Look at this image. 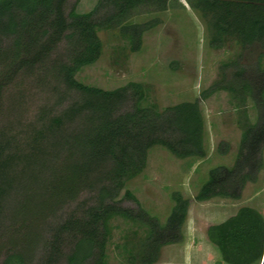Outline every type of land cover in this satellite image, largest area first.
Instances as JSON below:
<instances>
[{
  "label": "trees",
  "instance_id": "16d2710c",
  "mask_svg": "<svg viewBox=\"0 0 264 264\" xmlns=\"http://www.w3.org/2000/svg\"><path fill=\"white\" fill-rule=\"evenodd\" d=\"M66 2L0 0V114L7 87L36 72L55 92L60 87L61 101L76 95L57 115L39 118L22 144L6 139L0 129V217L6 223L1 264H31L38 252L41 264H111L107 247L117 222L138 237V243L126 239L123 264H155L163 247L182 242L190 201L173 192V206L162 225L129 190L118 198L144 171L153 147L178 160L205 158L199 101L159 110L148 102L150 90L142 83L104 90L84 85L75 76L101 56L100 32H116L129 52H138L143 34L161 21L134 19L167 11L170 0H97L86 13L75 7L66 13ZM186 2L204 21L209 47L218 49L234 40L240 49L236 59L221 65L223 72L231 70L230 77L223 73L209 91L246 95L257 112L254 123L244 114L232 167L210 169L194 200H239L263 168L264 0ZM254 49L259 50L257 61L246 66L244 55ZM222 145L224 155L228 146ZM84 193L90 199L83 206L62 222L49 224ZM122 200L136 207H124ZM207 238L222 263L259 264L264 256V216L241 207L210 226Z\"/></svg>",
  "mask_w": 264,
  "mask_h": 264
},
{
  "label": "rangeland",
  "instance_id": "374dc122",
  "mask_svg": "<svg viewBox=\"0 0 264 264\" xmlns=\"http://www.w3.org/2000/svg\"><path fill=\"white\" fill-rule=\"evenodd\" d=\"M96 2L67 0L65 12L75 7L78 13H86ZM169 3L170 7L165 12L141 15L134 19L135 22L154 18L161 21L143 34L142 46L136 53L129 52L116 32H100L101 56L94 64L81 68L75 79L84 85L104 90H113L130 82L142 83L150 90L148 102L159 110L181 102L199 101L204 120L205 158L178 160L165 149L153 147L147 153L144 171L125 185L118 199H122L124 191L129 190L141 207L163 225L173 206L171 194L176 191L181 193L190 201L183 240L163 247L155 264H221L218 250L207 238V229L235 215L244 206L254 208L264 216V148L263 168L258 173L257 181L245 186L239 200L215 198L196 202L194 197L207 179L210 169L232 167L239 148L244 114L250 123H254L257 112L253 101L246 95L234 96L224 90L209 91L223 73L230 77L231 70L223 72L221 65L233 61L239 55L240 49L235 41L228 40L218 49L209 47L208 33L200 14L191 9L186 0H170ZM62 51L63 45L56 54ZM258 54V49L246 53L245 65H254ZM55 89L56 92L54 85H48L38 72L17 79L7 87L0 114V129L5 131L4 137L13 143H24L30 127L39 118L57 115L76 99V95L70 93L61 101L57 95L60 87ZM202 93L207 95L201 97ZM223 143L228 146L224 155L220 153L225 148ZM89 199V194H82L49 224L62 222ZM121 204L131 209L136 207L127 200H122ZM116 225L118 228L113 232L107 247L108 262L123 264L124 245L127 240L138 243V237L134 239L130 236L128 227L121 222ZM5 227L4 216H1L0 264L6 252ZM138 235L141 236L140 233ZM41 260L42 254L38 252L31 264H41Z\"/></svg>",
  "mask_w": 264,
  "mask_h": 264
},
{
  "label": "crops",
  "instance_id": "0c3cea01",
  "mask_svg": "<svg viewBox=\"0 0 264 264\" xmlns=\"http://www.w3.org/2000/svg\"><path fill=\"white\" fill-rule=\"evenodd\" d=\"M214 247H215V246H214ZM215 248H216V247H215ZM216 249H217V248H216ZM220 260H221V259H220ZM220 263H221V264H224V263H222L221 261H220ZM262 263L264 264V256H263V258H262V260L260 261L259 264H262Z\"/></svg>",
  "mask_w": 264,
  "mask_h": 264
}]
</instances>
